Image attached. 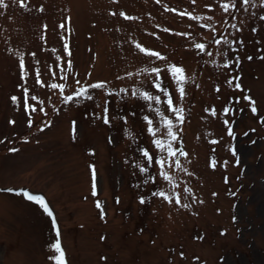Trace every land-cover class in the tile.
I'll return each mask as SVG.
<instances>
[{
	"label": "rangeland",
	"instance_id": "1",
	"mask_svg": "<svg viewBox=\"0 0 264 264\" xmlns=\"http://www.w3.org/2000/svg\"><path fill=\"white\" fill-rule=\"evenodd\" d=\"M224 2L5 0L0 5V264H60L51 258L59 255L52 247L57 240L64 264H264V5L256 0V7L232 9L229 15ZM207 23L216 31L204 27ZM224 36L234 42L225 46L233 61L227 67L215 55L217 50L223 55L224 48L209 46ZM197 42L206 44L205 52L186 47ZM155 51L191 77L183 98L170 71L162 85L186 109L177 127L188 153L180 156L182 168L166 165L173 180L156 185L165 197L151 195L155 189L151 182L145 186L147 174L131 162L140 161L138 146H150L142 116L153 110L142 95L131 93L150 90L151 74L143 69L161 62ZM21 57L29 71L23 80ZM237 74L242 90L233 87L235 80L225 83ZM24 81L32 108L23 106L18 85ZM98 81L105 82L103 88L95 87ZM55 83L65 84L64 94ZM85 85H93L87 97L67 100ZM245 95L256 101V113ZM105 107L111 123L104 122ZM213 108L215 115L207 111ZM156 127L159 135L162 126ZM150 171L158 176V170ZM6 188L42 197L51 215L38 199ZM139 195L147 197L144 203Z\"/></svg>",
	"mask_w": 264,
	"mask_h": 264
},
{
	"label": "snow or ice",
	"instance_id": "2",
	"mask_svg": "<svg viewBox=\"0 0 264 264\" xmlns=\"http://www.w3.org/2000/svg\"><path fill=\"white\" fill-rule=\"evenodd\" d=\"M20 3L23 4V0H20ZM259 3L261 5H264V0H259ZM5 0H0V5H4ZM6 6V5H5ZM241 7H256V0H225L223 3V10L225 13H228L231 15L232 9L239 10ZM40 10L43 11V5L40 6ZM121 15H125V13H121ZM189 16H191V13H188ZM211 19V18H209ZM261 19H264V16L261 17ZM45 28H47V25H44ZM61 28L64 27L63 22H61L60 25ZM204 27L211 29L212 31H216V29L213 27L211 23H207L204 25ZM225 28H227V25H225ZM256 29H253L255 31ZM182 35H189L188 33H182ZM233 41L229 40L227 36H224L222 39H213L209 42V46L211 45H219L222 48H224L223 55H221V52L217 50L215 52V55L221 56L222 63L225 67L231 65L233 61L231 59H228L229 56V49L226 48V45H233ZM186 47L189 48H195L199 52H205L206 51V44L205 43H195L194 45L189 44L186 45ZM65 49L69 50V57L71 56L70 48L68 44H65ZM234 50V49H233ZM143 52L145 53H151L152 50L150 48L144 47ZM154 58L157 60H160L161 62L158 64V66H149L147 68L143 69L144 74L147 76L151 74V79L148 80V88L150 90H143L141 92L140 89H135L132 91L133 96H141L143 97V100L147 103V108L153 110V115H149L145 113L142 116V120L146 122V133L149 136V145L150 146H144V147H137L135 151L140 155V161L137 162L136 160H132V163H137L138 171L140 173L147 174L146 179L144 180L145 186H147L150 182L153 185L154 191L151 192V195L153 196H160L165 197L166 193L161 190L160 188L156 187V185L160 182V179H163L165 181L173 180L172 175H170V168H166V165H172L175 164L176 167L182 168L180 156H187L188 153L185 151V148L182 144V138L179 135V129L178 125H181L184 121V113L186 109L183 106L177 105L175 103L174 96L170 93L169 87L162 86L164 83V79L167 78V74L169 71L171 72V79L175 81V87L178 89V94L180 98H183L187 95V84L191 80V77L186 73V70L182 66H178L176 63L169 62L167 60V57H162L161 52L155 51L154 52ZM210 63L212 65H217L218 62L215 59H211L209 57ZM248 59H252L251 56H248ZM236 66H239L240 63V56L237 54L235 57ZM68 69H71L73 67L72 60L69 58L67 63ZM19 69H20V75L21 79L23 80L24 77L28 76L29 71L28 68L25 66V60L21 57L19 59ZM163 70V72H162ZM65 75L68 76V73L65 72ZM126 76H131L132 73L126 72ZM242 74H237L234 77H229L228 80L225 81L227 84H231L233 80L236 82L233 84V87L235 89H243V84L240 83V76ZM70 78V77H69ZM39 74H37L36 77V83H39ZM79 81H77V84ZM105 85V82L98 81L95 84V87L103 88ZM18 87L23 92V106L25 108H32L33 104L28 103L29 99V87L27 84V81H24L23 83L19 84ZM54 89H59L61 91V94H64L65 84L64 83H55L52 85ZM93 87V85H85L79 88V91L73 90L69 95H67V100L72 101L73 98H76V102L79 103V98L81 96L87 97L89 95L88 88ZM159 90V94H155L156 91ZM215 90L217 92L220 91V84L215 85ZM109 93H114L116 90L113 88L108 89ZM17 96L12 95L11 100L16 102ZM33 99H39V97H33ZM162 99H166V103L162 102ZM236 99H239V97H236ZM244 99L248 101H252L251 104V111L253 113H256L258 111V107L256 104V101L253 100L251 95H245ZM43 103V101H41ZM104 122L105 123H111L109 120V117L107 115L108 108H104ZM207 111H211L213 115L216 114L215 109H207ZM229 109L227 107L223 108V112L227 113ZM87 115V113H85ZM133 116H135V113H132ZM158 118V121L157 119ZM264 119V117H261ZM124 121L126 122L128 120V116L125 115L123 117ZM159 123L162 127L160 129V134L157 135V127L156 123ZM49 124L52 123V121H48ZM75 124V122H73ZM28 124L32 125L33 121L32 119L28 120ZM231 133V129L228 130ZM246 135V134H245ZM152 137H156L152 139ZM24 140H28L29 136L25 135L22 137ZM12 151H16L15 148L11 149ZM94 151V150H90ZM233 152H235V149L233 148ZM129 160L127 157H125V163H128ZM236 163H239V159L236 160ZM93 168V177H95V166H92ZM150 169L152 170H158V176L152 175ZM186 171V169H184ZM227 181V177H225ZM139 183V182H138ZM4 191H7L9 193H17V194H24L27 195L29 199H38L41 205L43 206L44 210L51 215V210L48 208L47 203L44 202L42 197H34L32 194L28 193L26 189L23 188H6L3 189ZM95 191V188H94ZM213 195H216L213 193ZM147 197L145 195H139L138 200L141 203H144ZM117 202H119V197H117ZM235 219V217H233ZM56 221L53 219V224L55 225ZM59 235V232H57ZM53 248L56 249V251L59 253V255H56L54 257H51L54 260L60 261V264H64V251L60 247V241L57 240L54 245H52ZM181 256L184 255L183 252L180 253ZM106 259V258H105Z\"/></svg>",
	"mask_w": 264,
	"mask_h": 264
}]
</instances>
